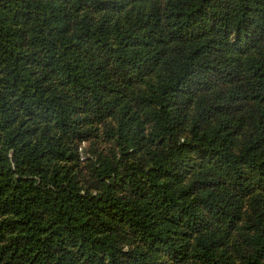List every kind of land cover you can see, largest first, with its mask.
<instances>
[{
    "label": "trees",
    "instance_id": "trees-1",
    "mask_svg": "<svg viewBox=\"0 0 264 264\" xmlns=\"http://www.w3.org/2000/svg\"><path fill=\"white\" fill-rule=\"evenodd\" d=\"M0 264H264V0H0Z\"/></svg>",
    "mask_w": 264,
    "mask_h": 264
},
{
    "label": "rangeland",
    "instance_id": "rangeland-1",
    "mask_svg": "<svg viewBox=\"0 0 264 264\" xmlns=\"http://www.w3.org/2000/svg\"><path fill=\"white\" fill-rule=\"evenodd\" d=\"M83 147L85 146V144L82 145Z\"/></svg>",
    "mask_w": 264,
    "mask_h": 264
}]
</instances>
